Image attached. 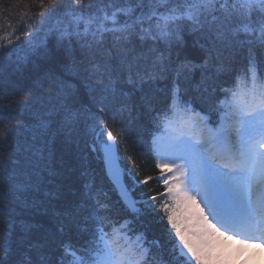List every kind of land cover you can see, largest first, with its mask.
<instances>
[{"label":"snow or ice","instance_id":"6c2138e0","mask_svg":"<svg viewBox=\"0 0 264 264\" xmlns=\"http://www.w3.org/2000/svg\"><path fill=\"white\" fill-rule=\"evenodd\" d=\"M57 3L0 0V65L22 45L33 51L43 47L41 55H47L46 42L37 44L41 33H55L57 47L69 54L79 51L80 59L73 57L69 70L75 82L52 76L50 91L36 98L45 110L38 125L37 154L43 159L47 150L50 156L57 136L80 160L102 153L119 201L132 219H114V206L100 199L94 179L85 170L82 174L88 179L82 191L59 208L52 204L60 199L57 192H45L51 197L47 202H32L50 217L46 239L59 240V255L51 250L38 252L36 261L25 257L20 264H233L246 249L264 247V60L258 74L254 52L255 48L264 50V0H68L56 22L59 26L53 27L50 21L60 11ZM32 6L40 10L38 26L28 25L22 36L16 34L11 18L21 8ZM184 31L204 41L200 44L203 64L181 66L189 71L195 67L220 71L223 65L218 62L226 51H248V65L235 88L222 89L227 95L219 101L222 115L215 126L182 97L176 81L170 103L162 110L153 108L148 94L155 81L166 79L171 49L182 42ZM136 40L147 46L146 51L137 53ZM160 43L167 51L158 49ZM134 92L142 93L143 106L152 111L157 128L163 129L152 135L151 152L165 191L142 201L131 196L122 179L120 145L127 153L129 138L113 131L120 122L118 112L132 110ZM117 100L121 104L114 110ZM13 128L6 126L0 141L6 142ZM128 162L137 168L131 156ZM153 179L147 176L134 183L148 185ZM26 189L39 192L38 185L18 183L0 156V216L7 217L0 222L5 229L0 236V264L12 252L16 207H8L7 202L11 197L16 205ZM138 204L163 214L160 219L166 222V234L175 241L171 259L154 252L143 232L139 233L143 242H134L122 231L143 214ZM191 205L199 212L187 215L181 210ZM151 244L159 247L158 240Z\"/></svg>","mask_w":264,"mask_h":264},{"label":"trees","instance_id":"16d2710c","mask_svg":"<svg viewBox=\"0 0 264 264\" xmlns=\"http://www.w3.org/2000/svg\"><path fill=\"white\" fill-rule=\"evenodd\" d=\"M67 2L68 0H58L55 7L60 11L53 16L54 21L60 19ZM39 11L35 6L21 8L10 20L16 34L22 36V33L27 31L28 25L37 27L40 20ZM25 12L26 16L23 15ZM136 14H139V9ZM120 19L127 18L121 16ZM51 36L52 34L41 33L40 40L37 41L38 45L46 42L47 55H41L43 47H38L33 51L26 45H22L10 60L0 65V70L3 67L6 68L0 71V134L6 131V126H14L8 140L0 141V156L4 157L18 183L39 186L38 193L27 189L22 192L16 205L12 204L11 197H9L7 206H15L16 213L12 217V252L5 259V264H20L25 257L36 261L38 252L51 250L55 252V255H59L57 250L59 240L53 243L46 239L45 230L51 227L50 217L41 214L38 208L32 206V202L34 200L47 202L51 197L45 196L44 193L57 192L60 199L53 200L52 204L59 208L64 200L73 199L74 194L82 191L83 184L88 179L82 174L85 170L94 179L100 199L112 204L115 209L118 207L123 210L120 204L116 205L114 193L106 181L102 165L95 161L92 154H88L85 160L78 159L67 150L60 136H57L52 143L50 156L47 150L44 152L43 159L37 154V149L41 144L38 125L45 110L36 98L41 95L46 96L50 91L48 85L52 76H60L75 82V78L69 75V70L72 67L73 57L80 59L79 51L69 54L63 48H58L56 39H52ZM182 38V42L175 43L171 49V64L166 73V79L155 81L152 88L148 90V94L152 97L153 108L162 110L170 103L171 87L173 81H176L180 85L182 97L190 101L195 110L216 119L219 113V101L227 95L222 89L235 88L237 77L245 72L248 65V51L246 48L234 53L226 51L218 62L223 65L220 71H217L216 67H210L207 70L195 67L194 70L189 71L188 67L181 66L187 64L191 67L203 64L205 55L200 44L204 41H197L196 34L189 35L187 31L182 33ZM135 46L137 53L142 50L146 51L147 48L146 45L141 46L139 40L135 41ZM73 47L75 48L76 45ZM157 47L167 51L162 43ZM254 52L259 74V64L264 60V50L255 48ZM124 87L131 88L130 85ZM141 97L140 92L132 94L131 103L134 105L132 110L118 112L120 122L113 126L114 134L129 138L125 141L128 145V152H124L122 145L120 148L123 152L127 175L130 176V172L133 174L132 180L128 182L137 201L162 192L160 184L155 181L156 168L148 153L146 154L143 150L145 128L149 121L145 120L152 111L143 106ZM85 101L87 102L86 97ZM120 104V100L115 101L114 110H118ZM129 156L135 159L137 168H129L131 165L128 162ZM137 171L140 174L135 176ZM147 176L154 178L149 181L148 185L134 183V180H142ZM104 193L107 195L105 196ZM139 208L143 214L133 220L130 225L131 229L137 234L143 232L151 242L158 240L159 247H154L155 250L153 248L152 250L158 254L163 253L165 259H171L170 250L174 241L170 240L166 234V222L160 219L163 214L153 213L143 204H140ZM122 214L124 215L123 220L132 219V216H127L126 213L122 212ZM6 218V216H0V222ZM4 231V226L0 223V236H3ZM0 256H3V249H0Z\"/></svg>","mask_w":264,"mask_h":264},{"label":"bare ground","instance_id":"6f19581e","mask_svg":"<svg viewBox=\"0 0 264 264\" xmlns=\"http://www.w3.org/2000/svg\"><path fill=\"white\" fill-rule=\"evenodd\" d=\"M51 21H53V22H51ZM50 21V24H51V26H53V27H58L59 25H57V21H54L53 20V18H52V20ZM187 33L189 34V35H191V34H193V33H189L188 31H187ZM52 39H55V33H53L52 34ZM4 70H6V68L5 67H3L0 71H4ZM151 115H147V117H146V122H147V120H151ZM123 147V146H122ZM93 155V157L96 159L95 161L97 162V163H100V160H99V154H92ZM119 155H120V157H121V160L123 161V152L120 150V152H119ZM129 168H132V166L131 165H129ZM172 243H170V245H171ZM255 249H246L244 252H243V254H241V255H239L237 258H236V260L237 259H240V261L239 262H236V263H234V264H264V255L262 256V257H259L256 253H255ZM260 254V253H259ZM245 256H247V259H246V261H244V260H242V258L243 257H245ZM260 258V259H259ZM258 259H259V261H258Z\"/></svg>","mask_w":264,"mask_h":264},{"label":"rangeland","instance_id":"374dc122","mask_svg":"<svg viewBox=\"0 0 264 264\" xmlns=\"http://www.w3.org/2000/svg\"><path fill=\"white\" fill-rule=\"evenodd\" d=\"M16 164V163H15ZM155 181H156V179H155ZM157 182V181H156ZM186 210H188L189 212H186V214L187 215H193V214H196V213H198L199 212V209L195 206V205H191V206H186V208H185ZM260 257H261V255H260ZM246 258V257H245ZM260 259V258H259ZM259 259H258V261H259ZM236 262H239V259H235L234 260V262H233V264L234 263H236ZM252 264V263H251Z\"/></svg>","mask_w":264,"mask_h":264}]
</instances>
